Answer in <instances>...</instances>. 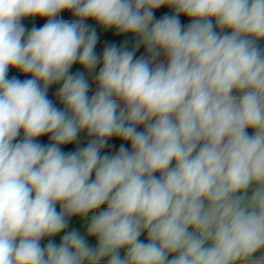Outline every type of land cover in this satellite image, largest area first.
Listing matches in <instances>:
<instances>
[{
  "label": "clouds",
  "instance_id": "9594fccd",
  "mask_svg": "<svg viewBox=\"0 0 264 264\" xmlns=\"http://www.w3.org/2000/svg\"><path fill=\"white\" fill-rule=\"evenodd\" d=\"M261 41L264 0H0V264H264Z\"/></svg>",
  "mask_w": 264,
  "mask_h": 264
},
{
  "label": "rangeland",
  "instance_id": "374dc122",
  "mask_svg": "<svg viewBox=\"0 0 264 264\" xmlns=\"http://www.w3.org/2000/svg\"><path fill=\"white\" fill-rule=\"evenodd\" d=\"M68 14H69V16L72 19L73 18L75 19V17L73 16V14L71 12L68 11ZM160 17H163V16L160 15ZM156 19H159V17L156 18ZM180 21H181L182 26H185V27L188 25V23H190L188 18H186L184 20H180ZM85 22H86L87 25L90 26V28H95L96 31H97L98 42H97V45H96V48H95V52L97 53V55H102L104 47H106L107 45H111V44H115L118 47H120V46L124 45L125 42H127V47L129 49H131L133 47L132 45H134V43H135V41L137 39L132 34H117L114 29L105 30L102 26L97 24L93 19H88ZM262 42H264V41H261L259 43L263 44ZM262 49H264V48H262ZM101 66L102 65H98L96 70H95V72L92 75H88L87 73H85V75L89 79V82H90V85H91L90 89H89V96L94 94L95 91H96L97 86H96V84H95V82L93 80V77H94L95 73H98L99 68ZM83 71H84V69L79 64H74L72 66V68L70 69V72L73 73V74L77 73V72H83ZM13 76L17 77L20 80H25V79H29L30 78V75H24V74L20 73L18 70L10 67L9 68V72H8V77L11 78ZM60 86L61 85H59V84H54V85L50 86L51 90H50V94H48V98L53 100L54 104L57 107L62 109L63 105L60 103V101L56 97V92H57V90H58V88ZM22 138H23V132L21 131L20 135L17 137V142L19 140H21ZM88 141H89V138L87 137V133L86 132H82L79 135V142L78 143L74 142L73 144L62 146V150L64 152H69V151L75 150L77 147H85L87 145ZM37 142L42 143V144H47V143H49V136L45 135V136H42V137H38L37 138ZM110 144L111 145H115V147H113V149H114L113 152L110 151ZM120 144H121V141L119 139H116V138L110 139L109 142H108L109 146L104 149V151L102 152V155L103 154L111 155L110 153L113 154L116 150H118ZM126 146H128V145H126ZM108 148H109L110 153L108 152ZM57 210H59V205H57ZM100 210H102V209H100ZM100 210H97V211H100ZM73 229L79 230L81 232V234H84L86 232V224L79 217H72L71 220H70L68 229H66V231H70V230H73ZM60 238H61V236L58 235L54 239L57 244L60 242ZM145 238H146V234H142L141 235V239L145 240ZM88 243L91 246L95 247V245H96L95 238L88 239ZM123 254H124L123 251H121V256H123ZM102 264H105V262H102Z\"/></svg>",
  "mask_w": 264,
  "mask_h": 264
},
{
  "label": "crops",
  "instance_id": "0c3cea01",
  "mask_svg": "<svg viewBox=\"0 0 264 264\" xmlns=\"http://www.w3.org/2000/svg\"><path fill=\"white\" fill-rule=\"evenodd\" d=\"M157 12H160V9H158ZM65 17H68L70 18V21L74 20V18L72 19L69 14H68V11H62L61 12ZM161 15V14H160ZM160 15L156 16L155 18H161ZM163 16V15H161ZM24 26L28 29V30H31L33 27H36V28H39V27H42L43 23H46L47 22V18H41L39 16L37 17H27V18H23L22 21H21ZM86 23V22H85ZM264 44V42H262ZM133 46V45H132ZM142 55H145V48L143 46H141L140 49L137 50L136 52V58H139L140 56ZM161 59H163V56L161 57ZM50 90H51V87L49 88L48 90V94H50ZM139 130H143L142 126ZM249 134H252L251 130H249ZM111 145V144H110ZM108 152L110 153L109 151V148H108ZM112 154V153H110ZM56 237L54 238H49V239H55ZM48 242V241H47ZM47 242H45L44 244H46ZM43 245V244H42Z\"/></svg>",
  "mask_w": 264,
  "mask_h": 264
},
{
  "label": "trees",
  "instance_id": "16d2710c",
  "mask_svg": "<svg viewBox=\"0 0 264 264\" xmlns=\"http://www.w3.org/2000/svg\"><path fill=\"white\" fill-rule=\"evenodd\" d=\"M160 9V12H157V10L158 9H156L155 11H154V17H156V16H158V15H171V14H174V10L172 9V8H170V7H168V6H162L161 8H159ZM179 19L180 20H184V19H186V17L185 16H183V15H181L180 17H179ZM259 47H261V48H264V44H260L259 43Z\"/></svg>",
  "mask_w": 264,
  "mask_h": 264
},
{
  "label": "built area",
  "instance_id": "2783aa9c",
  "mask_svg": "<svg viewBox=\"0 0 264 264\" xmlns=\"http://www.w3.org/2000/svg\"><path fill=\"white\" fill-rule=\"evenodd\" d=\"M58 18H63L64 20L70 21V18L65 17L62 13L59 14ZM113 150L114 149H113L112 145H110V151L113 152Z\"/></svg>",
  "mask_w": 264,
  "mask_h": 264
},
{
  "label": "water",
  "instance_id": "95a60500",
  "mask_svg": "<svg viewBox=\"0 0 264 264\" xmlns=\"http://www.w3.org/2000/svg\"><path fill=\"white\" fill-rule=\"evenodd\" d=\"M157 11H158V10H157ZM157 175H159V174L157 173ZM48 239H49V238H45V239H43V240L41 241V244H44L45 242H47Z\"/></svg>",
  "mask_w": 264,
  "mask_h": 264
}]
</instances>
